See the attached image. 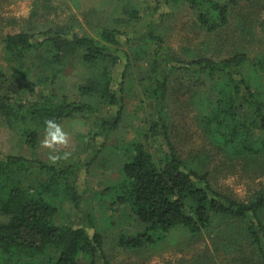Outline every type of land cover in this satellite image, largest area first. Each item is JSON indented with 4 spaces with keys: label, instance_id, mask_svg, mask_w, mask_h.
Instances as JSON below:
<instances>
[{
    "label": "trees",
    "instance_id": "16d2710c",
    "mask_svg": "<svg viewBox=\"0 0 264 264\" xmlns=\"http://www.w3.org/2000/svg\"><path fill=\"white\" fill-rule=\"evenodd\" d=\"M154 1L158 6L186 2L198 10L204 6L214 9L217 18L200 12L198 19L215 32L229 24L230 8L240 0ZM156 22L144 32L104 29L97 37L82 35L71 27L0 37V57L14 70L11 79L5 73L0 75V121L12 127L23 122L22 134L31 149L38 148L46 119L60 123L81 116L94 117L99 122L98 130L86 137L76 161L67 166L0 153V214L7 218L0 224V264H111L104 236L95 225L89 204L84 202L79 182L90 174L106 148L107 139L123 122L126 81L133 57L123 45L133 40L149 42L147 52L133 55L144 69L143 83L147 80L144 87L151 110L145 141L134 145L123 179L102 193L110 195L113 213H119L120 218H132L137 225L135 235L122 233L121 244L132 248L149 246L176 228L193 236L201 235L209 231L218 217L246 237L244 244L232 234L229 238L220 235L226 251L251 248L257 253L258 264H264V191L247 203L237 201L218 191L209 173L185 162L173 140L169 105L175 88L174 72L199 75L195 79L199 87L192 91L191 106L200 103L205 133L233 160L253 154L264 156V86L256 88L250 71H245L249 66L246 53L221 60L180 58L165 46ZM151 42L155 46L153 51ZM36 57L43 60L38 65ZM75 58L87 67H103L101 75L79 88L94 103L74 102L67 96L59 98L44 92L62 67ZM255 66L258 74H264V61ZM34 72H39L38 83L43 86L40 99L19 104L14 101L19 87L15 79L27 80ZM204 80L211 82L214 96L211 101H205V93L199 92L203 86L209 87ZM31 88L30 91H35V87ZM256 132L258 137L254 138ZM35 170L46 174V181L36 187H25L26 179ZM64 189L68 193L65 199L77 213L81 212L78 221L58 222L60 214L65 213L58 191ZM113 218L109 216V221H114Z\"/></svg>",
    "mask_w": 264,
    "mask_h": 264
},
{
    "label": "rangeland",
    "instance_id": "374dc122",
    "mask_svg": "<svg viewBox=\"0 0 264 264\" xmlns=\"http://www.w3.org/2000/svg\"><path fill=\"white\" fill-rule=\"evenodd\" d=\"M200 10L186 2L158 6L154 0H0V37L70 27L82 35L97 37L104 29H118L127 33L144 32L152 22L157 21V33L163 36L165 46L172 48L178 57L187 60L201 57L221 60L237 53H246L249 66L245 71H250L256 88L264 86V74H258L255 66L264 61V0H240L237 6L230 8L229 24L215 32L203 26L198 16L200 12H206L209 17L217 18V13L205 6ZM123 49L133 56L126 81L124 119L120 128L107 139L106 148L94 163L90 174L79 182L84 202L89 204L95 225L104 236L109 261L111 264H258L257 253L251 248L226 251L220 235L229 238L232 234L231 237L242 240L244 244L246 237L218 217L213 220L209 231L201 235L193 236L184 229L176 228L149 246L132 248L121 244L122 233L135 235L137 225L132 218H120L119 213H113L110 208V195L103 196L102 193L123 179L124 167L132 159L134 145L145 141L151 110L144 87L147 80L143 83L144 69L133 55L147 52L149 42H125ZM150 49H155L152 42ZM34 61L38 65L43 60L36 57ZM102 69V66L87 67L79 58L72 59L65 68L62 67L56 81L52 80L44 87V92L53 93L59 98L67 96L74 102L94 103L79 88L101 75ZM1 73L9 76V79L14 73L2 57L0 75ZM38 75L39 72H34L27 80L15 79V85L19 87L16 89L14 101L30 104L40 99L43 86L38 83ZM198 76L193 73L174 72L175 88L169 99L173 140L182 159L192 167L209 173L218 191L247 203L264 191V156L253 154L233 160L205 133L201 122L200 103L191 106V101L194 100L192 91L199 87V84L195 85ZM204 81L209 87L203 86L199 92L205 93V101H211L214 98L210 90L211 82ZM32 86L35 91H30ZM104 113H107V109ZM60 124L70 135L69 147L62 149L60 153L62 155L65 151L69 152L67 159H60L56 163L48 159L49 150L40 146L45 128L40 130V144L33 150L26 144L22 134L25 124L17 122V126L12 127L4 120L0 121L1 155H21L67 166L76 161L86 137L98 130L99 122L94 117L77 116L66 118ZM257 137L258 132L254 138ZM103 139L100 138L101 141ZM46 178V174L35 170L26 179L24 186L36 187L46 181ZM58 192L64 210L62 212H65L60 214L58 222L78 221L81 212L77 213L73 204L65 199L67 191L64 189ZM109 216H114V221H109ZM6 219V216L0 214V224Z\"/></svg>",
    "mask_w": 264,
    "mask_h": 264
},
{
    "label": "clouds",
    "instance_id": "9594fccd",
    "mask_svg": "<svg viewBox=\"0 0 264 264\" xmlns=\"http://www.w3.org/2000/svg\"><path fill=\"white\" fill-rule=\"evenodd\" d=\"M45 135L41 141V148L49 150L48 159L52 163H56L60 159H67L70 155L65 151L61 155L62 149H67L70 144V135L65 131L63 125L58 123L55 119H46L45 122Z\"/></svg>",
    "mask_w": 264,
    "mask_h": 264
}]
</instances>
